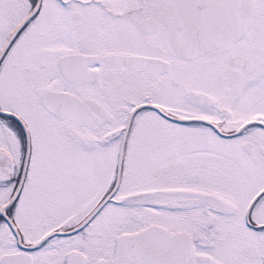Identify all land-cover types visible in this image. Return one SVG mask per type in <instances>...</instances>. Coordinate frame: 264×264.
<instances>
[{"label": "snow or ice", "instance_id": "6c2138e0", "mask_svg": "<svg viewBox=\"0 0 264 264\" xmlns=\"http://www.w3.org/2000/svg\"><path fill=\"white\" fill-rule=\"evenodd\" d=\"M0 264H264V0H0Z\"/></svg>", "mask_w": 264, "mask_h": 264}]
</instances>
